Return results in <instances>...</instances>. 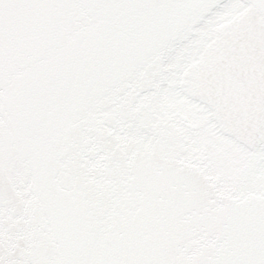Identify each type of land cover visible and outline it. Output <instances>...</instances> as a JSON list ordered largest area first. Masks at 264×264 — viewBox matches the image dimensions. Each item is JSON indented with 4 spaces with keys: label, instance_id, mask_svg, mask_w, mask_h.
<instances>
[{
    "label": "snow or ice",
    "instance_id": "obj_1",
    "mask_svg": "<svg viewBox=\"0 0 264 264\" xmlns=\"http://www.w3.org/2000/svg\"><path fill=\"white\" fill-rule=\"evenodd\" d=\"M0 264H264V0H0Z\"/></svg>",
    "mask_w": 264,
    "mask_h": 264
}]
</instances>
